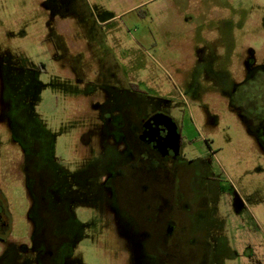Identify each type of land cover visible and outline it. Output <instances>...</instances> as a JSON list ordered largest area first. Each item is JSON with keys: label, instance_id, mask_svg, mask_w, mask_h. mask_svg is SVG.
<instances>
[{"label": "rangeland", "instance_id": "1", "mask_svg": "<svg viewBox=\"0 0 264 264\" xmlns=\"http://www.w3.org/2000/svg\"><path fill=\"white\" fill-rule=\"evenodd\" d=\"M196 38L198 44L216 38L208 50L234 81L241 80L249 50L257 60L264 56V0H0V57L8 50L12 63L44 64L38 76L45 86L33 108L51 135L57 166L70 172L98 159L85 176H75V184L93 190L97 169L107 166L106 159H120L99 138L97 113L81 98L100 96L104 72L114 70L147 89L149 102L165 104L179 123L186 155L213 174L207 187L217 211V237L208 240L214 249L207 264H264V155L225 96L213 87L200 99L186 93ZM218 63L208 69L200 65L203 85L211 68L221 69ZM247 91L249 113L263 116L264 79L250 81ZM83 134L90 137L82 140ZM18 153L0 124V188L9 200L13 234L24 232L28 220L20 177L10 170ZM202 185L198 180L190 184ZM81 215L62 264L131 263L133 240L116 235L97 209Z\"/></svg>", "mask_w": 264, "mask_h": 264}, {"label": "flooded vegetation", "instance_id": "2", "mask_svg": "<svg viewBox=\"0 0 264 264\" xmlns=\"http://www.w3.org/2000/svg\"><path fill=\"white\" fill-rule=\"evenodd\" d=\"M206 41L198 44L196 38L194 42L196 55L190 78L184 83L186 93L200 99L207 87H213L225 96L229 110L255 136L264 155V115H252L247 109V85L258 76L264 79V56L257 60L250 49L243 60L244 75L234 81L218 63L219 56L208 50L215 47L216 38ZM9 53L5 50L0 57V124L19 150L16 166L10 170L20 177L29 221L24 232L13 234L9 200L0 188V264H62L71 251L73 224L82 221L81 214L89 208L97 209L116 235L134 241L130 264H207L214 249L213 245L208 248V240L217 237L213 228L217 211L207 187L213 174L202 161L196 165L186 155L179 123L165 104L149 102L152 94L147 89L122 79L114 70L104 72L107 77L101 82L100 96H81L97 113L99 138L120 155V159H106L107 166L97 169L91 190L88 185L75 184V176H85L88 166L100 161L91 159L70 172L58 167L51 135L34 112L36 98L45 86L38 76L44 64L24 59L15 64ZM214 63L222 67L211 68L203 85L199 67L203 64L208 69ZM235 97L241 100L235 101ZM170 120L175 125V139L169 137ZM89 137L83 134L81 138ZM195 180L203 182L202 188L190 186ZM202 221L211 223L204 226Z\"/></svg>", "mask_w": 264, "mask_h": 264}, {"label": "water", "instance_id": "3", "mask_svg": "<svg viewBox=\"0 0 264 264\" xmlns=\"http://www.w3.org/2000/svg\"><path fill=\"white\" fill-rule=\"evenodd\" d=\"M170 126H169V137L171 138H174L176 137V134H175V125L174 123L170 120Z\"/></svg>", "mask_w": 264, "mask_h": 264}]
</instances>
